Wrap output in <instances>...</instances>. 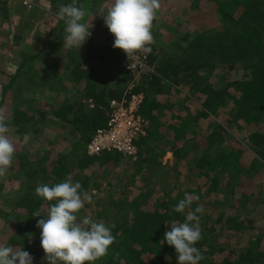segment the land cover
Instances as JSON below:
<instances>
[{"label": "trees", "instance_id": "trees-1", "mask_svg": "<svg viewBox=\"0 0 264 264\" xmlns=\"http://www.w3.org/2000/svg\"><path fill=\"white\" fill-rule=\"evenodd\" d=\"M7 1H0L3 20L9 19ZM100 1L77 0L78 6L89 7L84 22L95 14L94 7ZM200 1L193 0L194 9ZM212 1L219 15L216 28L202 29L194 35L184 32L162 46L155 41L163 35L152 30L154 43L148 46V53L143 52L154 70L142 74L135 88L145 94L139 114L149 125L145 136L135 141L138 154L134 161L116 153L93 157L85 149L95 131L105 125L109 102L120 100L133 79L126 71L123 75L118 72L122 56L116 60L112 56L116 51L104 45L103 56H98L88 44L78 62L66 53L65 59L70 61L64 69L69 74L62 79L55 61L61 54V42L51 31L45 46L50 61L46 57L44 68L58 78L50 82V73L44 72L37 80L36 72L23 71L25 65L40 59L44 49L22 55L17 73L2 87L0 107L16 80H26L24 75L35 78L31 82L46 87V93L54 97L51 103L38 107L34 106L33 92L31 97L22 98L21 104L13 106L8 125L17 134L28 132L33 122H45L48 113L44 109H52L51 116L75 139L68 153L55 158L50 150L54 144L34 160L26 154L14 155L18 166L14 175L21 185L6 192L0 187V202L8 209L1 216L15 226L6 245L24 250L35 246L28 241L40 235L37 222L47 216L55 202L39 197L36 185L51 186L71 179L80 182L92 196V202L85 201L78 217L89 214L111 227L116 238L95 264H177L175 249L164 240L165 232L174 221L183 222L189 211L201 205L202 239L195 245L203 256L200 264H264V229L256 230L254 220L245 217L253 207L264 204V191L259 189L264 185V0ZM49 2L52 11L59 13L60 7L72 0ZM58 25L60 32L66 28L64 20L59 19ZM96 27L95 23L93 29ZM14 39L18 44V38ZM84 57H97L99 61L112 57L116 66L112 74L119 78L113 76L110 86L99 85L95 71L84 67ZM229 72L230 79L224 81ZM218 75L223 81L220 88H214L211 82ZM63 81L78 87L75 95L64 97ZM235 130L241 141L235 139ZM166 154H171L170 166L163 164ZM120 165L123 170L117 173ZM181 166L187 186L173 183L170 177V173L178 174ZM112 174L119 175L108 180ZM100 177L106 181V188L99 184ZM101 193L104 196L98 195ZM186 194L193 196V204L184 213L174 212L173 207ZM36 212L43 216L35 217ZM232 234L245 239L244 246L232 249L228 243ZM39 247L44 253L41 244Z\"/></svg>", "mask_w": 264, "mask_h": 264}, {"label": "rangeland", "instance_id": "rangeland-1", "mask_svg": "<svg viewBox=\"0 0 264 264\" xmlns=\"http://www.w3.org/2000/svg\"><path fill=\"white\" fill-rule=\"evenodd\" d=\"M7 2L9 9V19H0V99L2 98V87L6 86L10 79L17 73L16 70L19 67V62H21L20 60L22 59V55H33L36 51L44 49L45 52L41 54L39 60H34L33 62L28 63L27 65H25L26 68L24 67V69H22L24 72L28 69V71L36 72L37 80H39L40 76L45 73H50L48 76V80L50 82H54L57 80L58 76L51 75V71H47L44 68L46 64V57L48 58L47 62L50 61L48 57L50 52L49 49H45V46L47 34L51 31H54L53 35L57 36V42H61V46L59 47L61 54L59 55V57H57V59H55V61L58 60L57 62L60 65V69L62 72L60 77H62V79H65L69 74V70L65 71L64 69L65 63H67L66 61H70L69 59H65V56L67 55L66 53H68L70 57H72V59H75L76 62H78L80 61V56H83L84 52L87 51L88 44H90V49L94 53H97L98 56H103L102 42L105 43L104 46L111 49L110 43L114 40V35L111 34L109 29L106 27L104 17L107 15L108 10L113 6L114 0H102L97 5H95V14L91 15V17L89 16L85 21V23H87L90 27V31L93 30V33L90 37L92 41L87 40L83 47H81L80 52L77 48L69 49L64 47V41L67 33L65 29L60 32V28L58 25V20L60 19L59 13H55L54 11H52V9L50 8L49 0H34L33 6L30 9H26L23 6L22 0H8ZM192 2L193 0H159L160 7L157 10L156 19L153 21L152 27L154 33L160 32L163 35L160 38H156L155 43L158 44V46L170 44V42L182 36L180 34L184 32H189L191 35H194L199 30L217 27L219 15L215 14V6L213 1L201 0L196 9L193 8ZM84 9L87 12L89 11V7ZM95 23L97 24V27L93 29ZM15 37L18 38V44L14 43ZM107 38L108 40H106ZM148 52L149 51H147V53ZM112 56L116 60L118 58V60H120V55L117 52L112 54ZM113 58L110 57V59H105V61H99L97 57H87V59H85L84 57L83 64L84 67L91 68L95 71L94 76L95 79H98L97 82L99 85H110L111 83H113V76H115V79L119 78L115 74H112L114 68H116V66L114 65L115 60ZM221 67L223 66L221 65ZM118 69L120 75H123L125 73L124 60L121 65L118 66ZM236 69H239L238 66L236 67ZM221 70L224 69L221 68ZM230 74V72L229 74H227L225 78L226 80L224 79V81H228L230 79ZM238 75L239 74H237V76ZM24 76L25 77L23 78H25L26 80L22 81V78H18L16 80V82L12 85L10 92H8V94L4 98L2 106L0 107V118H3L7 123L13 106L21 104L22 101L20 100L22 98L27 99L31 97L32 92L35 99L34 106L36 107H38L39 104L42 103H51L52 98L54 97L51 92L46 93V91H48L46 87L40 88L36 84L31 82L35 78L30 79L27 75ZM219 76L220 75L215 77L216 80L212 79L211 83L214 88H220L222 84L223 80H221ZM66 83L67 82H64V85L66 86L64 97L75 95L78 87L76 88L73 85L69 86L68 83L67 85ZM58 102L60 101L58 100ZM43 111H47L48 113L45 122H43L42 124L33 122L31 125L32 127H29L30 129L28 132L17 134L14 132L12 126L9 125V132L7 133V135L15 147L14 155L18 153L26 154L34 160L35 156L41 155L39 153H43L44 151L49 150L50 144H54V148L50 149L52 150V158H55L59 153L66 154L69 152L70 144L75 138L69 136L68 132L62 129L58 121L51 116L52 109L48 110L46 108ZM32 128L37 129V132L34 133V129ZM202 132H204L203 129ZM233 134H236L237 137L235 136V139L237 141H241V137L237 135L238 132L236 130ZM64 139H66L67 141H65ZM242 146V149L246 151L247 147L244 144ZM190 156L192 155L190 154ZM163 164H167L169 166L172 164V158L170 155L165 156ZM183 168L182 166L179 168L180 171L178 172V174L170 173V177L173 178V183H182L184 185L186 184L187 186L189 185V183H187L183 179ZM17 169L18 166L16 164V161L13 159V163L8 168L6 174L0 176V187L1 185L3 186V192L14 191L20 187V181H18V179H16L18 177L14 175V171H16ZM122 170L123 167L120 165L116 172L118 173ZM118 175L119 174H112L108 176L107 179L109 180L110 177L113 178ZM123 180H125V178ZM262 180L264 183V170L262 171L261 181ZM129 182L130 181H128L127 184H129ZM199 183L201 184L202 181L200 180ZM99 184L102 185V188H106L104 187L106 185V181L102 177L99 178ZM37 187L38 186L36 185V188ZM130 189L136 192L138 190V187H131ZM259 189L264 191V185H261ZM98 195L104 196L103 193ZM252 209L254 211H252V213L249 215H245V217L254 220L256 230L259 231L260 229H264V204L261 206H257L256 208L253 207ZM7 211V207L5 205H2V203L0 202V216ZM215 214L216 212L213 213V219ZM243 214L244 213H242V215ZM88 216L90 215L88 214ZM6 221L7 220L5 218H3L2 216L0 217V245L7 244V238H9L10 231H12L13 227H15L11 223H6ZM225 237L227 238L228 235H225ZM28 242L31 245L35 244V246H30L26 250L34 257V259H39L37 262L33 263L48 264L45 259V253H43L39 247V244H41L40 235H38L37 237L35 236ZM228 243L233 245L232 249H235L236 247L244 246L245 239H243L242 241L238 239V237H236L234 234H232L231 237L228 238ZM37 244L38 246H36Z\"/></svg>", "mask_w": 264, "mask_h": 264}, {"label": "clouds", "instance_id": "clouds-1", "mask_svg": "<svg viewBox=\"0 0 264 264\" xmlns=\"http://www.w3.org/2000/svg\"><path fill=\"white\" fill-rule=\"evenodd\" d=\"M159 0H114L113 6L104 17L105 25L114 35V48L122 49L128 56L137 50L150 51L154 43L153 21L159 9ZM88 13L77 0L62 5L59 17L66 23L67 33L64 47H81L91 37L92 32L84 22ZM9 125L0 118V176L6 174L12 165L15 147L8 138ZM36 194L47 201H55L47 216L40 212L37 227L41 229V247L48 264H95L105 256L115 242L112 228L90 217H78L85 201L92 202V196L82 189L80 182L65 179L55 185H41ZM193 196L186 194L173 211L184 213L193 204ZM198 199V198H197ZM203 206L189 211L183 222L174 221L165 232L166 244L176 252L177 264H200L203 256L195 246L202 239L199 224ZM34 257L24 247L0 245V264H33Z\"/></svg>", "mask_w": 264, "mask_h": 264}, {"label": "built area", "instance_id": "built-area-1", "mask_svg": "<svg viewBox=\"0 0 264 264\" xmlns=\"http://www.w3.org/2000/svg\"><path fill=\"white\" fill-rule=\"evenodd\" d=\"M22 2L26 9H30L34 0H22ZM102 43L105 45L104 42ZM113 44L114 40L110 43V47L122 56L125 71L133 79L120 100L109 102L105 125L95 131L85 149L87 155L93 157L116 153L134 161L138 154L135 141L145 136L149 125V122L139 114L145 101V94L135 91L136 81L142 74L153 73L154 68L148 63L147 54L143 50H137L128 56L122 49L114 48ZM88 104L90 108L93 107L91 100Z\"/></svg>", "mask_w": 264, "mask_h": 264}, {"label": "crops", "instance_id": "crops-1", "mask_svg": "<svg viewBox=\"0 0 264 264\" xmlns=\"http://www.w3.org/2000/svg\"><path fill=\"white\" fill-rule=\"evenodd\" d=\"M8 16H9V14H8ZM113 83H111L110 85H112ZM110 85H107V86H110ZM166 155H170L171 156V154H166Z\"/></svg>", "mask_w": 264, "mask_h": 264}]
</instances>
